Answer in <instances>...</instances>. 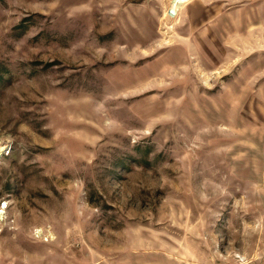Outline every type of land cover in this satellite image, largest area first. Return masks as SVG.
I'll return each instance as SVG.
<instances>
[{"label":"rangeland","instance_id":"374dc122","mask_svg":"<svg viewBox=\"0 0 264 264\" xmlns=\"http://www.w3.org/2000/svg\"><path fill=\"white\" fill-rule=\"evenodd\" d=\"M0 264H264V0H0Z\"/></svg>","mask_w":264,"mask_h":264}]
</instances>
